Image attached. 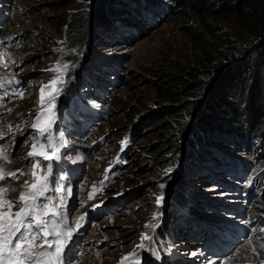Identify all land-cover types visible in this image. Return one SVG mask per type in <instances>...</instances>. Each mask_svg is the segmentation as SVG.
I'll list each match as a JSON object with an SVG mask.
<instances>
[{
  "label": "rangeland",
  "instance_id": "1",
  "mask_svg": "<svg viewBox=\"0 0 264 264\" xmlns=\"http://www.w3.org/2000/svg\"><path fill=\"white\" fill-rule=\"evenodd\" d=\"M164 2L148 0L137 10L133 1L123 2L138 23L144 21L142 29L148 28L133 40L124 41L123 34L137 24L120 26L108 16L95 20L89 45L73 49L66 33L76 10L71 0H0V56L8 65H0V77L19 81L0 89V147L12 154L6 171L26 169L25 175L17 173L18 179L0 182L10 189L9 199L16 200L25 181L33 180L26 157L40 89L57 75L49 71L53 65H69L55 99L52 130L57 137L63 134L64 146L60 159L51 161V181L72 189L66 201L69 226L86 217L71 250H65L67 264H121L134 251L136 257L124 264L137 259L140 264L264 261L258 247L264 240V183L250 181L264 177V137L237 134L227 155L234 165L230 170L217 161L228 152L214 144L224 155L210 161H217L211 172L195 154L202 146L188 144L180 155L172 149L171 138L183 117L163 113L172 100L159 87L169 72L187 78L190 68L215 63L230 47L245 46L253 34L233 14L200 15L188 0H168L176 9ZM208 134L223 136L215 130ZM94 185L97 191L89 200ZM159 196L163 200L157 204ZM142 233L152 239L141 249Z\"/></svg>",
  "mask_w": 264,
  "mask_h": 264
},
{
  "label": "trees",
  "instance_id": "2",
  "mask_svg": "<svg viewBox=\"0 0 264 264\" xmlns=\"http://www.w3.org/2000/svg\"><path fill=\"white\" fill-rule=\"evenodd\" d=\"M71 1L76 4V10L71 12L66 33L67 44L73 49L82 44L89 45V31L95 20L103 18L105 21L108 16H114L113 20L120 26L137 24L135 29L123 34L124 41L133 40L142 30L148 29H142L144 21L138 23L136 15L133 16L123 4L133 1L137 10L148 0ZM164 1L168 8H177L172 7L168 0ZM188 1L200 15H235L253 34V38L245 46L230 47L215 63L207 64L203 69L190 68V76L187 78L174 71L169 72L168 78L159 86L166 100H172V103L162 107L163 113L166 116L183 117L178 120L179 125L171 138V147L176 154L185 152L188 144L192 148L202 146L195 153L201 155L202 166L209 163V170L215 172L218 161L219 166L230 170L234 165L227 155L234 150L237 134L249 133L253 138L264 137V0ZM115 3L119 7L113 6ZM194 130L199 131L197 135ZM211 130L222 132L223 136H210L208 132ZM214 144L223 147L228 152L226 156ZM217 156L223 157L210 162ZM250 179L253 185L264 183L263 176H252Z\"/></svg>",
  "mask_w": 264,
  "mask_h": 264
},
{
  "label": "snow or ice",
  "instance_id": "3",
  "mask_svg": "<svg viewBox=\"0 0 264 264\" xmlns=\"http://www.w3.org/2000/svg\"><path fill=\"white\" fill-rule=\"evenodd\" d=\"M0 65L7 67L2 56H0ZM69 69V65L58 61L49 71L57 73L40 89L39 110L36 119L32 123V129L35 132L31 150L26 158H31L32 183L25 181L22 185V191L16 200L7 198L10 189L6 186H0V264H65V250L72 242L73 236L82 227L86 214L78 217L75 226L68 224V208L66 201L72 196L71 187L65 188L60 181L52 185V164L51 161L60 159V150L64 146L63 134L59 137L53 134V125L55 123V99L62 89L58 85L65 83L64 76ZM19 83L12 79L0 77V89H7V86L13 83ZM45 89H50L46 93ZM46 95L48 99L46 100ZM23 98V94H20ZM10 111V110H9ZM8 131H12V126H8ZM3 133L0 132V139ZM127 141H122L125 144ZM12 154L3 147H0V182L7 179L16 180L19 175H25L26 169H17L16 171H6V165L12 162ZM42 159H37V158ZM44 161L47 165L42 167ZM172 171L166 170V174ZM64 178L61 177L60 180ZM164 187L163 184L160 185ZM15 191V189H11ZM97 191L95 185L88 199L94 198L93 194ZM56 195H49V193ZM163 196L157 197V204H160ZM19 206L18 211H13ZM158 225H148L153 230ZM264 231V230H262ZM152 238L146 233L141 234V243L138 248H145L144 241ZM252 241H249L251 244ZM258 247L264 250V240L259 242ZM69 251L71 249H68ZM252 252L257 253V248L252 247ZM155 254V253H154ZM98 255V254H97ZM137 253H129L121 260V264ZM158 256V254H156ZM70 264V261H69ZM134 264H140L137 259ZM264 264V261H261Z\"/></svg>",
  "mask_w": 264,
  "mask_h": 264
},
{
  "label": "bare ground",
  "instance_id": "4",
  "mask_svg": "<svg viewBox=\"0 0 264 264\" xmlns=\"http://www.w3.org/2000/svg\"><path fill=\"white\" fill-rule=\"evenodd\" d=\"M65 264H67V263H65Z\"/></svg>",
  "mask_w": 264,
  "mask_h": 264
}]
</instances>
